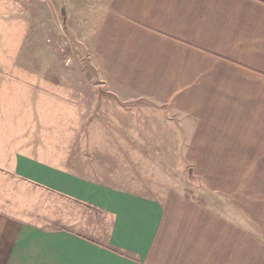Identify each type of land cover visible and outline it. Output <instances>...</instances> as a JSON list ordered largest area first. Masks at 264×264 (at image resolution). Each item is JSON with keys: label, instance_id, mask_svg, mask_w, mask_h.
<instances>
[{"label": "crops", "instance_id": "1", "mask_svg": "<svg viewBox=\"0 0 264 264\" xmlns=\"http://www.w3.org/2000/svg\"><path fill=\"white\" fill-rule=\"evenodd\" d=\"M54 2L108 90L173 128L155 139L181 143L216 206L174 187L117 188L68 168L63 154L8 145L0 264H264V0ZM32 187L100 212L103 229L90 217L88 234L59 216L33 220Z\"/></svg>", "mask_w": 264, "mask_h": 264}, {"label": "rangeland", "instance_id": "2", "mask_svg": "<svg viewBox=\"0 0 264 264\" xmlns=\"http://www.w3.org/2000/svg\"><path fill=\"white\" fill-rule=\"evenodd\" d=\"M55 11L54 0H0V148L63 154L64 165L87 178L155 196L174 187L215 207L214 193L179 157L181 143L155 139V132L165 138L172 127L155 122L149 104L143 103L141 116L138 101L108 90L87 47L74 37L72 20L59 25ZM136 133H143L142 141ZM25 191L39 223L59 216L88 234L90 217L103 229L96 210L34 187ZM80 221L83 228L76 227Z\"/></svg>", "mask_w": 264, "mask_h": 264}]
</instances>
